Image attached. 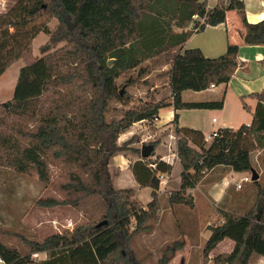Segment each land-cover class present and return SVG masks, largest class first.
I'll return each mask as SVG.
<instances>
[{
	"label": "trees",
	"instance_id": "16d2710c",
	"mask_svg": "<svg viewBox=\"0 0 264 264\" xmlns=\"http://www.w3.org/2000/svg\"><path fill=\"white\" fill-rule=\"evenodd\" d=\"M230 9L243 15L245 42L264 44V19L249 23L242 0L214 8L202 0H16L0 12V77L21 57H31L20 68L13 98L0 103V125L7 130L0 133V166L20 173L34 167L39 179L50 186L49 158L63 161L68 172L59 188L68 198L41 199L45 207L72 204L78 208L83 201L97 198L92 209H84L89 222L43 241H28L26 255L0 239V258L7 264H138L130 242L141 232H152L159 222V175L171 173L172 165L159 155L153 158L155 150L143 158L139 147H130V140L120 144V135L136 122L153 121L169 106L175 109V123L178 110L223 107V99L186 102L182 93L227 84L240 64L239 45L229 43L224 54L207 57L199 48L183 49V44L208 25L226 22ZM194 15L204 21L194 20ZM41 17L44 20L36 23ZM53 19L58 24L51 31ZM189 22L194 25L185 31ZM42 32L50 35L40 47L43 56L32 57L33 40ZM61 42L65 45L60 47ZM157 56L170 64L166 74L171 100L122 110L121 117L109 121L106 114L111 101L131 99L120 89L118 79ZM250 96L258 101L253 110L244 103L252 111L251 123L218 129L208 145L202 130L176 126L182 172L179 189L169 192L171 204L193 207L189 190L219 165L236 172L255 169L253 151L264 148V89ZM126 150L138 155L130 164L135 180L151 189L147 205L134 200V188L112 184L110 160ZM254 182L259 185V179ZM104 220L109 223L97 227ZM209 229L203 264L226 238L235 242L234 248L215 256L214 264H237L243 256L246 262L252 254L264 257V208L245 215L220 210L217 223ZM184 244L177 240L167 245L159 264H169ZM34 253H46L47 258L36 260Z\"/></svg>",
	"mask_w": 264,
	"mask_h": 264
},
{
	"label": "rangeland",
	"instance_id": "374dc122",
	"mask_svg": "<svg viewBox=\"0 0 264 264\" xmlns=\"http://www.w3.org/2000/svg\"><path fill=\"white\" fill-rule=\"evenodd\" d=\"M15 2L16 0H0V11H4ZM43 20L44 17H41L36 23L39 24ZM57 24V19H53L49 23L51 31L56 29ZM49 37L50 35L42 32L33 40L32 57L40 58L43 56L40 52V47L48 41ZM63 45H65V42L59 44L60 47ZM30 58L26 56L21 57L11 64L6 72L2 74V77H0V103L13 98L14 88L20 68L23 67ZM113 63L114 60L111 64ZM74 65L75 64H72L70 67H73ZM169 68L170 64L167 63V60L162 56H157L146 60L142 65L135 69L128 70L124 76L118 79V84L122 91L125 90L126 93L131 95V99L126 103L115 100L111 101L110 109L106 114L107 119L110 121L114 117H121L122 110L138 108L149 101H170L171 90L168 84L169 77L166 74V71H168ZM142 69H144L143 72ZM129 78L131 79L129 81L131 83H128ZM199 92L201 91L187 90L184 97L187 100H220L219 97L217 98L214 96V92L212 91ZM209 110H213V112L209 113ZM181 113L184 122L188 123L189 120H196L197 124L207 128L204 129L207 131L211 121L210 119L213 116L218 118L219 109H199L194 112V117L190 116L193 112L189 111V109L184 110ZM243 115L244 118L245 116L247 118L252 116V114L246 110ZM155 122L156 119L144 123H134L125 133L120 135L119 143L123 144L130 140V147L136 146L142 150L143 144L155 142L157 149L154 152L155 154L153 158L158 156L159 151L163 153V149H167L166 153H169V155L172 154L169 148H163V144L170 146L172 151L176 152L177 137L174 135L175 131L171 129L159 131L160 128L156 126ZM243 124H247V121H240L237 126ZM5 131L7 130L0 125V133ZM211 132L212 130L209 133ZM129 152L135 154L131 150H126L121 151L117 155L123 153L127 154ZM137 156L138 155L135 154L136 158ZM252 160L254 168L260 175L259 185L254 181L245 182L242 185L243 188L238 192L235 190L238 189L236 184L233 183L234 185L229 188L228 200L229 203H232L234 206L236 205V208L230 206L229 203L225 205L241 215H245L249 211L260 213L264 208V148L255 149L252 154ZM49 161H51L49 171L52 177V184L50 186H47L39 179L38 172L34 167L25 173H20L13 167L0 166V239L8 246L18 249L23 255L29 253L27 247L28 241H43L52 234L65 233L67 231L70 232L78 225L89 222L88 214L84 209H92L97 202V198H91L90 200L83 201V204L78 208L72 204H58L55 207H45L41 205V199L52 197L58 201H62L63 199L68 198L65 196V192L59 188L61 183L66 181L65 176L68 172L67 165L63 163V161H52V158H49ZM119 168L120 166L117 163H114L112 158L108 165V171L111 176L112 184L115 187H117L115 180H118L119 178ZM177 176L178 174L176 173L168 184H166L167 186L163 191L162 187L165 184H160L159 195L161 206L169 203V192L178 187ZM208 177L209 180H211L215 177L214 173H211ZM227 178H229V176L225 177L226 180ZM238 178L239 176H236V179ZM120 184L121 186L123 185V187L131 186V184L127 185V182H122ZM199 187L203 188V183L200 182ZM149 190L150 188L148 187L141 188L140 192L138 189H135L136 193L134 200L141 205L147 204L151 199ZM201 201H203V199ZM219 206L224 207L222 204ZM212 208L215 210L217 207L215 208L212 206ZM205 217L206 215L202 211V214H197V219L193 222V224H195L193 232L196 236V240H198L201 235L200 228L201 224L205 222ZM216 223L217 221L213 222V224ZM141 235L142 234L136 235L132 239L129 248L138 261V264H159L161 258L159 256H162L167 244H163L160 241V236L157 234L151 237L145 236L144 238H142ZM204 236L206 237V235ZM227 246L226 243L221 244L216 252L226 250ZM197 255L199 259L194 257L192 264H198L197 260L205 261V259H202L201 250H198ZM32 257L36 260H44L47 258V254L39 253L37 257H34L33 255ZM177 261L179 262L180 259ZM207 263L208 261L206 264ZM236 263L264 264V257L252 254L249 256L248 261L244 262L243 256L239 258Z\"/></svg>",
	"mask_w": 264,
	"mask_h": 264
},
{
	"label": "crops",
	"instance_id": "0c3cea01",
	"mask_svg": "<svg viewBox=\"0 0 264 264\" xmlns=\"http://www.w3.org/2000/svg\"><path fill=\"white\" fill-rule=\"evenodd\" d=\"M202 1H206L209 8H214L217 5L226 6L229 4V0ZM242 1H244L245 3V16L249 23H257L264 19V0ZM193 25L194 22H189L184 28L185 31L190 30ZM175 30L180 32L182 31V29L180 28H176ZM245 31L246 27L243 21V15L238 12V10L230 9L227 11L226 22L215 26L208 25L203 31L193 33L185 40L183 49L199 48L207 57H218L224 54L229 43L238 44L240 64L234 76L227 84L216 85L213 88L210 87L207 90L199 92L202 93L206 91H212L214 92L215 97L223 99V107L219 109V116L218 118L213 116L210 119L211 121L209 123V128L207 131L204 130L207 128L203 127L200 124H197L196 120H193L192 118V120H189L188 123L184 122L181 112L188 109L178 110L179 118L177 123H175V109L173 106H169L160 110L159 116L155 122L156 126L160 128L159 131L166 129L175 131L176 126L192 127L200 130L203 129L202 132L206 137L208 135L207 133H209L211 130L213 132L214 130H218L220 128L237 129L240 127L237 126L238 123L244 120L247 121L248 125L251 123L253 119L252 111L245 109L244 103L249 105L253 110L256 107L258 101L250 95L253 93L261 92L264 89V44L246 43L244 40ZM185 93L186 91L182 93V99L184 101H199L185 99ZM197 110L199 109H189V111L193 112L190 114V116L194 117V112ZM245 110L249 111L252 116L248 118L245 116L244 118L243 114ZM212 112L213 110H209V113ZM144 122L147 121H141L140 123ZM210 142L211 140H207V145L210 144ZM163 148H169L172 152L171 155H169V153H166L167 149H163V153L161 151L158 152V155L163 160L172 165L171 173L166 174V184H168V182L177 173L178 187L172 189L177 190L180 187L182 172V167L178 155L177 157L173 156L174 153H177V147L175 148L176 152H173L172 148L166 144H163ZM156 149L157 148H155V150ZM136 159L137 158L135 157V154H132L131 152L127 153L126 155L120 154L113 157V162L117 163L120 166L118 176L119 178L118 180H115V184L117 186L116 188L131 187L134 189H138L139 192L141 191V188L143 187H140L135 180L130 167V164ZM211 173H214L215 177L209 180L208 176H210ZM247 174L248 172H236L223 165H219L213 168L206 174V176L203 178V181H201V183H203L204 189L199 187L198 184L195 188L189 190L188 193L193 196V207L184 203L171 204L169 202L168 204L161 206L160 220L155 224L152 232H141L139 234H142V238H144L145 236H155L157 234L160 236V241L163 244L167 245L177 240L183 241L185 243L184 247L176 251L169 264H192L194 257L198 258V250H201L202 259H204V247L211 235V230L209 229L210 225H213V222L217 221L220 210H232L231 208L229 209L227 206H225L229 203V188L234 185L232 178L234 177L235 181H239ZM226 176H229L227 180L225 179ZM236 176H239V178L236 179ZM122 182H127V185L131 184V186L123 187V185L121 186L120 184ZM166 186L167 185L162 188V191L165 190ZM242 188L243 187H241L240 189ZM240 189L235 190L240 192ZM149 192L151 194V189L149 190ZM201 197L203 201H201ZM221 204L224 207L219 206ZM229 204L233 208H236V205L234 206L232 203ZM212 206L217 208L214 210ZM202 211L206 215V217L204 218L205 222L201 224V235L199 236L198 241L195 239L196 236L193 232V229L195 228V224H193V222L195 219H197V214H202ZM221 222H223V220H221ZM204 235H206V237ZM223 243H226L228 245L226 247V250L216 252L220 245ZM234 245L235 242L232 239H224L213 251L210 252V261L207 264H214L213 258L215 256L224 252H231L234 248ZM159 257H161V255ZM178 259H180L179 262L177 261ZM197 262L198 264L204 263L203 260H197Z\"/></svg>",
	"mask_w": 264,
	"mask_h": 264
},
{
	"label": "built area",
	"instance_id": "2783aa9c",
	"mask_svg": "<svg viewBox=\"0 0 264 264\" xmlns=\"http://www.w3.org/2000/svg\"><path fill=\"white\" fill-rule=\"evenodd\" d=\"M1 12V11H0ZM193 18H194V20H200L201 22H203L204 21V18H200V17H198L197 15H194L193 16ZM211 87L213 88V87H215V85L214 84H212L211 85ZM155 119H157V117L155 118ZM218 135V130H214L213 132H211L210 134H208L207 136H206V140H212L215 136H217ZM177 153H174V156L175 157H177ZM167 176L166 175H164V174H160L159 175V179H160V184H165L166 185V183H167V178H166ZM232 181H233V183H235L236 184V187L238 188V189H240L241 187H242V185H243V183H245V182H250V181H253L252 180V173H251V171H249L248 172V174L247 175H245L244 177H242L239 181H235L234 180V177L232 178ZM164 185V186H165ZM163 186V187H164ZM162 187V188H163ZM34 257H37L38 255H39V253H34V254H32ZM0 264H7V262L3 259V258H0Z\"/></svg>",
	"mask_w": 264,
	"mask_h": 264
},
{
	"label": "water",
	"instance_id": "95a60500",
	"mask_svg": "<svg viewBox=\"0 0 264 264\" xmlns=\"http://www.w3.org/2000/svg\"><path fill=\"white\" fill-rule=\"evenodd\" d=\"M114 59H110L109 60V64H111V62L113 61ZM155 150V145L152 144V143H148V144H143L142 145V150H141V156L143 158H147L149 156H151L152 152ZM251 173H252V180L255 181V180H258L260 178V175L259 173L255 170V169H251L250 170ZM109 223L108 220H104V221H101L97 224V227H101L103 225H107Z\"/></svg>",
	"mask_w": 264,
	"mask_h": 264
}]
</instances>
